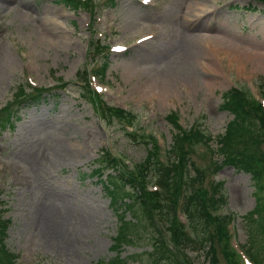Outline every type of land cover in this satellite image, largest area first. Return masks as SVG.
Segmentation results:
<instances>
[{"label":"rangeland","instance_id":"1","mask_svg":"<svg viewBox=\"0 0 264 264\" xmlns=\"http://www.w3.org/2000/svg\"><path fill=\"white\" fill-rule=\"evenodd\" d=\"M95 1V8L74 9L67 0H0V110L22 85L26 90H31L29 86L50 89L38 97V91L31 93L34 100L18 101L11 110L12 125L0 123V208L10 221L5 247L18 255V264H154L145 253L151 252L152 240L148 231L142 232L141 223L133 229L138 234L133 244L114 249L120 220L99 181L107 174L93 175L101 164V152L123 156L133 166L146 157L144 135L152 134L164 160L171 161L168 151L175 130L168 114L176 113L189 128L202 113V124L216 139L233 117L221 108L227 90L242 87L261 97L264 67L239 58L247 67L238 57L219 53L212 54V61L201 60L203 71L197 81L191 77L187 85L179 80L193 72L188 59L195 34L213 48L216 35H223L253 58L264 57V0ZM50 27L58 29V37H71L72 44L57 47L50 42L44 37L52 33ZM148 35L152 38L141 44L139 39ZM96 38L110 45V67L106 81L93 80V85L108 104L138 115L131 125L106 123L83 96L77 73ZM116 44L127 50L111 52ZM132 64L138 73L130 68ZM167 76L179 79L173 78L176 85L171 94L161 99L154 89L153 97L143 96L152 89L151 81ZM60 121L73 138L63 135ZM70 139L79 146L73 147ZM210 145L216 151V140ZM198 150L205 154L198 152L193 161L210 173L204 185L210 188L209 176L214 182L224 181L227 203L220 211L235 215L233 244L242 254L239 264H247L249 249L264 248V229L256 243L251 234L258 231L254 227L261 220L251 225L247 215L256 205L252 175L224 163L212 176V155L203 146ZM213 158L219 165L223 162L218 154ZM187 168L190 174L194 170L191 164ZM154 218L159 222L156 214ZM192 244L186 248L191 264H209L203 245L193 248ZM217 256V264H228L220 250Z\"/></svg>","mask_w":264,"mask_h":264},{"label":"trees","instance_id":"2","mask_svg":"<svg viewBox=\"0 0 264 264\" xmlns=\"http://www.w3.org/2000/svg\"><path fill=\"white\" fill-rule=\"evenodd\" d=\"M67 1L75 6L81 3L79 0ZM105 68L107 66L102 68V72ZM23 86L18 90L17 97L24 91ZM39 91L45 92L46 90L40 89ZM262 94L264 96V90ZM223 98L222 109L228 110L233 118L228 122L225 132L216 139L219 145L217 151L224 158V163L230 162L252 175L255 183L256 206L249 212V220L251 222L261 220L262 222L260 227H254L258 231L254 234L251 232L255 241L264 229V196H262L264 194V106L238 87L227 90ZM8 110L5 107L0 112V123H9ZM6 113L7 115H4ZM168 117L176 130L170 154L174 155L177 160L166 166L158 160L156 145L152 144L146 159L139 164L136 171L143 177L146 164L147 166L149 163L153 165L155 174H151L152 179H158L160 186L166 188L170 198L169 202H166V199L162 202L163 194L149 191L146 178L137 177V174L134 175L127 165L107 152L101 155V165L94 170L95 175L102 176L104 167L113 169L112 173L107 174L106 179L100 178L99 180L103 183L106 194L110 196L111 204L120 220L114 249L120 250L125 245L133 244L138 237L133 229L141 223L142 232L148 231V236L152 240L151 252H145L149 261L154 264H182L165 238L155 228L156 221L153 214L156 209L161 218L168 217L167 219L172 223L169 230L173 232L176 248L180 243L200 244L203 245V250L210 260L209 264L218 263L219 250L226 257L228 264H238L237 254L231 248L227 230V224L232 216L212 214L209 210L211 207L216 210L220 203L226 201L225 196L217 195L220 194L219 189H216L219 184L215 187L214 183L212 184L216 193L214 195L215 193H210V190L201 184L204 179L202 170L197 169L196 176L199 178L190 175L184 177V170L192 161V145L199 142L208 144L212 137L200 128H182L178 124V117L175 113H171ZM219 167H223V164ZM185 180H188L186 183L187 211L194 227V234L191 236L177 227L175 216L179 191ZM129 214L132 216L130 219ZM6 236L7 224L0 221V264H16L15 255L5 247ZM216 243L219 244L218 247ZM263 249L259 247L257 251L248 253L256 264H264V254L261 255Z\"/></svg>","mask_w":264,"mask_h":264},{"label":"bare ground","instance_id":"3","mask_svg":"<svg viewBox=\"0 0 264 264\" xmlns=\"http://www.w3.org/2000/svg\"><path fill=\"white\" fill-rule=\"evenodd\" d=\"M197 9L192 8L191 7V12H194L195 16H199L201 18V14L199 13H195ZM62 16V14H60ZM193 15V14H192ZM191 15V17H192ZM206 15V14H205ZM205 18V17H204ZM203 20V18L201 19ZM193 22L191 21V24ZM189 24V23H188ZM51 29H53L51 32L52 33H45L44 37H48L50 42H53L55 44H57V47H61V45L59 43H64V42H68L69 44H72V40L71 37L66 38L65 37H58V35L56 34L58 32V29L56 27H50ZM191 32H192V28H191ZM55 34V35H53ZM183 35L185 38H187V34L185 32H183ZM197 36L199 37V35L195 34L193 36V38H191V58L188 59L189 64H191L192 70L193 72L191 73V76L189 78H186L184 80H179L175 77V79L179 80V81H183L184 83H186L188 85L189 81L191 82V77L193 80L197 81L198 80V72L201 73L203 71L202 68V64H201V60L205 59L208 61H212V54L215 53L216 55L219 53L220 55H225V56H231L233 58L238 57L243 59V60H250L252 61L254 64L253 66H256V68L258 66L260 67H264V57L261 58V56H257V57H252L248 54V52L246 50L240 49V48H236L234 47V45H232L225 37H222L223 35H216V46L209 44L208 41L206 40H200L197 38ZM66 38V40H65ZM68 39V41H67ZM188 41V39H187ZM142 44V43H141ZM195 44H198V46H196ZM119 45V44H118ZM67 46V45H66ZM65 46H63L64 48ZM213 48V49H212ZM255 53V52H254ZM251 54V52H250ZM239 62L242 63L243 65L249 67L248 65L245 64L244 61L239 59ZM130 68L134 69L135 73H138L139 69H136L133 67V64L130 65ZM204 74V73H203ZM202 76V73L201 75ZM171 76H167L164 77V79H161L160 81H151V85H152V89L151 90H145V92H143V96L145 97H153L152 92L150 91H154V89H156L158 91V93L160 94L159 97L161 99H163L164 96H166L167 94H171L173 89L175 88L176 82ZM55 116L53 117V121L55 120ZM60 128L62 130L63 135L68 136L69 138H73L74 134L69 132V128L65 125V123L63 121H60ZM70 141L72 142L73 147L79 146L77 144V142L74 139H70Z\"/></svg>","mask_w":264,"mask_h":264},{"label":"snow or ice","instance_id":"4","mask_svg":"<svg viewBox=\"0 0 264 264\" xmlns=\"http://www.w3.org/2000/svg\"><path fill=\"white\" fill-rule=\"evenodd\" d=\"M146 2H147V0H146Z\"/></svg>","mask_w":264,"mask_h":264}]
</instances>
